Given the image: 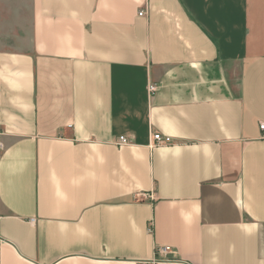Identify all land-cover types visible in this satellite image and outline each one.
<instances>
[{
  "label": "crops",
  "instance_id": "1",
  "mask_svg": "<svg viewBox=\"0 0 264 264\" xmlns=\"http://www.w3.org/2000/svg\"><path fill=\"white\" fill-rule=\"evenodd\" d=\"M260 123L264 0H0V264H264Z\"/></svg>",
  "mask_w": 264,
  "mask_h": 264
},
{
  "label": "built area",
  "instance_id": "2",
  "mask_svg": "<svg viewBox=\"0 0 264 264\" xmlns=\"http://www.w3.org/2000/svg\"><path fill=\"white\" fill-rule=\"evenodd\" d=\"M138 16L140 17H145L146 16V4H145V9H143L142 11H140L138 13ZM156 90V87L154 84H149L147 86V92L149 95L153 94ZM259 129L260 131H263L264 132V123H260L259 124ZM170 140L167 139V138H163L161 135L159 134H152L151 135V143L150 145L152 146H157V145H164V144H167L169 143ZM116 146H124V145H128L129 144V141L126 137H118L117 141H116ZM170 251V248L168 247H162L160 248L158 251H157V254L158 255H161V256H166Z\"/></svg>",
  "mask_w": 264,
  "mask_h": 264
}]
</instances>
